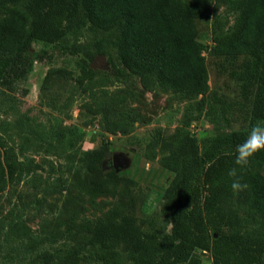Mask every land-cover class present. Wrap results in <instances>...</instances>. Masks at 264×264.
Masks as SVG:
<instances>
[{"label":"rangeland","instance_id":"374dc122","mask_svg":"<svg viewBox=\"0 0 264 264\" xmlns=\"http://www.w3.org/2000/svg\"><path fill=\"white\" fill-rule=\"evenodd\" d=\"M201 3L195 29L209 72L206 95L131 72L120 60L119 29L90 24L55 42L34 41L29 69L13 84H0L1 157L18 167L14 180L0 189V264H48L53 255L51 264H65L57 255L69 250L79 254L77 264H103L90 256L91 228L123 215L133 216L144 231L170 233V218L162 212L173 176L163 163L169 154L165 139L189 132L203 152L220 155L232 152L235 129L264 125L253 120L251 101L243 95L238 73L244 59L225 61L214 53L213 30H231L239 11L228 0ZM84 69L93 75L81 85ZM217 96L232 104L231 112L222 110ZM92 149L106 154L107 172L99 179L86 164ZM226 207L240 217L243 235L264 239L245 191L233 192ZM117 249L124 264H133L128 241ZM196 254L200 264H214L210 252Z\"/></svg>","mask_w":264,"mask_h":264},{"label":"trees","instance_id":"16d2710c","mask_svg":"<svg viewBox=\"0 0 264 264\" xmlns=\"http://www.w3.org/2000/svg\"><path fill=\"white\" fill-rule=\"evenodd\" d=\"M228 2L239 16L231 30L215 27L214 53L225 61L244 59L238 73L243 95L251 101L253 120H264V0ZM0 8V84H13L29 69L34 41L55 42L90 24L93 29H119L120 60L131 72L155 75L164 87L191 95L210 91L204 45L195 29L203 16L201 0H0ZM92 75L84 69L80 84ZM216 99L224 112H231V103ZM248 132L235 129L232 152L220 155L203 152L198 137L189 132L165 139L169 154L163 163L173 176L162 212L170 218L171 232L160 236L144 231L129 215L98 220L91 228L90 256L103 264H124L117 245L128 241L133 264H200L197 249L210 252L214 264H264V239L243 235L240 217L226 207L233 194L228 173L236 168L248 185L244 191L250 207L264 226V151L243 170L235 164V146ZM86 159L97 179L107 172L104 152L86 151ZM17 170V164L2 161L0 152V189L14 180ZM54 256L46 262L51 264ZM79 258L74 250L57 255L65 264H77Z\"/></svg>","mask_w":264,"mask_h":264},{"label":"clouds","instance_id":"9594fccd","mask_svg":"<svg viewBox=\"0 0 264 264\" xmlns=\"http://www.w3.org/2000/svg\"><path fill=\"white\" fill-rule=\"evenodd\" d=\"M261 151H264V125L258 124L253 126L245 139L235 146V164L243 170L250 164L252 158ZM228 175L233 177L230 187L234 193L248 188L246 183L241 182L236 168L231 169Z\"/></svg>","mask_w":264,"mask_h":264},{"label":"water","instance_id":"95a60500","mask_svg":"<svg viewBox=\"0 0 264 264\" xmlns=\"http://www.w3.org/2000/svg\"><path fill=\"white\" fill-rule=\"evenodd\" d=\"M105 163H106V161H104V165H105ZM119 159H118V157H115L114 158V166L117 168L118 166H119Z\"/></svg>","mask_w":264,"mask_h":264}]
</instances>
